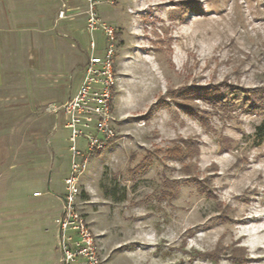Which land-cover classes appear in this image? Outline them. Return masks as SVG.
Wrapping results in <instances>:
<instances>
[{
    "label": "rangeland",
    "instance_id": "obj_1",
    "mask_svg": "<svg viewBox=\"0 0 264 264\" xmlns=\"http://www.w3.org/2000/svg\"><path fill=\"white\" fill-rule=\"evenodd\" d=\"M183 1L93 0L92 31L87 0H0V264H58L70 165L58 110L102 25L115 31L116 136L90 159L77 205L104 264H264V114L180 91L264 94V0H191L203 13L181 18ZM180 140L197 152L168 159Z\"/></svg>",
    "mask_w": 264,
    "mask_h": 264
},
{
    "label": "built area",
    "instance_id": "obj_2",
    "mask_svg": "<svg viewBox=\"0 0 264 264\" xmlns=\"http://www.w3.org/2000/svg\"><path fill=\"white\" fill-rule=\"evenodd\" d=\"M87 3L89 26L96 31L95 3L93 0H87ZM101 29L105 37L102 49L98 52L97 43L89 42L79 84L58 110L63 127L68 131L70 154L69 172L60 196L62 212L55 219L59 264H104L96 237L77 205L80 177L87 170L90 159L103 153L116 136L112 113L116 84L112 47L115 31L107 25H102Z\"/></svg>",
    "mask_w": 264,
    "mask_h": 264
},
{
    "label": "trees",
    "instance_id": "obj_3",
    "mask_svg": "<svg viewBox=\"0 0 264 264\" xmlns=\"http://www.w3.org/2000/svg\"><path fill=\"white\" fill-rule=\"evenodd\" d=\"M181 11L180 17L184 18L191 12H197L199 14L203 13V7L199 1L185 0L180 3ZM181 94L185 98L192 96H197L199 98L207 101L213 108H219L223 111H230L234 107L238 108L240 111L249 114L257 115L260 113L264 114V94L260 93L258 90H253L249 88L238 87L234 85L223 86V84L215 85L212 88H202V94H196V91L187 87L180 89ZM114 92V91H113ZM182 111L189 116L197 119L202 125L207 124L206 114L204 110H199L196 105H190L186 102L177 103ZM254 135L257 137L259 142L264 140V120L255 127ZM114 140L109 142V145ZM181 144H176L172 148L167 149L165 156L168 159L182 160L187 156H191L192 153L197 152L196 146L188 141L180 140ZM102 152L97 153L95 156L100 157ZM207 193V191H206Z\"/></svg>",
    "mask_w": 264,
    "mask_h": 264
},
{
    "label": "crops",
    "instance_id": "obj_4",
    "mask_svg": "<svg viewBox=\"0 0 264 264\" xmlns=\"http://www.w3.org/2000/svg\"><path fill=\"white\" fill-rule=\"evenodd\" d=\"M72 93H73V92H72ZM72 93H71V94H72ZM50 193L52 194V192H50ZM61 195H62V194H61ZM61 195H60V196H61ZM58 197H59V196H58ZM59 199H60V197H59ZM60 201H61V199H60ZM61 212H62V202H61ZM60 214H61V213H60ZM60 214H59V215H60ZM59 215H58V216H59ZM55 225H56V224H55ZM56 229H57V226H56ZM56 238H57V232H56ZM57 241H58V240H57ZM56 247H57V246H56ZM58 254H59V253H58ZM58 264H59V259H58Z\"/></svg>",
    "mask_w": 264,
    "mask_h": 264
}]
</instances>
